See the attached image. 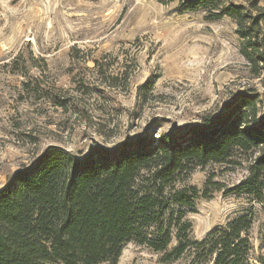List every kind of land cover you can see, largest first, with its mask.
<instances>
[{
	"label": "rangeland",
	"instance_id": "374dc122",
	"mask_svg": "<svg viewBox=\"0 0 264 264\" xmlns=\"http://www.w3.org/2000/svg\"><path fill=\"white\" fill-rule=\"evenodd\" d=\"M227 1L250 7L253 0ZM236 30L232 19L180 15L176 2L0 0V189L51 146L82 159L94 147L116 151L138 138L180 136L241 93L259 97L264 123V70L256 75L241 55ZM250 163L235 157L196 168L169 193L196 194L184 209L194 240L252 214L257 259L264 257V203L224 193L248 176ZM211 182L225 189L206 198ZM194 262L187 254L172 264ZM119 264L163 263L129 243Z\"/></svg>",
	"mask_w": 264,
	"mask_h": 264
},
{
	"label": "trees",
	"instance_id": "16d2710c",
	"mask_svg": "<svg viewBox=\"0 0 264 264\" xmlns=\"http://www.w3.org/2000/svg\"><path fill=\"white\" fill-rule=\"evenodd\" d=\"M178 3L179 14L206 13L236 23L241 55L256 75L264 70V8L227 0ZM255 94H238L219 115L183 135L138 138L116 151L94 147L81 158L51 146L0 189V264H119L129 243L150 248L172 264L191 254L195 264H264L249 234L253 215L237 216L202 240L192 239L184 209L196 194L169 193L180 175L210 164L251 157L248 176L225 195L264 203V123ZM210 193L225 187L212 183ZM174 237L176 246L171 248ZM256 261V262H255Z\"/></svg>",
	"mask_w": 264,
	"mask_h": 264
}]
</instances>
